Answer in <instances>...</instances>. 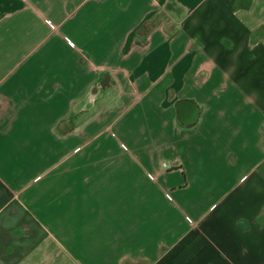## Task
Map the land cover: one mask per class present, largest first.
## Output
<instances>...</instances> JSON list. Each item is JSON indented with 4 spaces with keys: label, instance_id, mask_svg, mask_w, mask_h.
<instances>
[{
    "label": "crops",
    "instance_id": "crops-1",
    "mask_svg": "<svg viewBox=\"0 0 264 264\" xmlns=\"http://www.w3.org/2000/svg\"><path fill=\"white\" fill-rule=\"evenodd\" d=\"M0 264H264V0H0Z\"/></svg>",
    "mask_w": 264,
    "mask_h": 264
}]
</instances>
